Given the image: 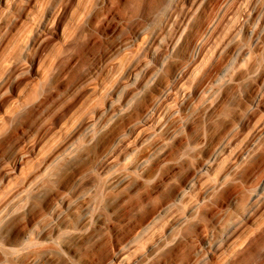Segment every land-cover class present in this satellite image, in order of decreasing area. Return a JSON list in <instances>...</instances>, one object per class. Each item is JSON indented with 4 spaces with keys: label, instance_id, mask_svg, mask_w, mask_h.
<instances>
[{
    "label": "rangeland",
    "instance_id": "rangeland-1",
    "mask_svg": "<svg viewBox=\"0 0 264 264\" xmlns=\"http://www.w3.org/2000/svg\"><path fill=\"white\" fill-rule=\"evenodd\" d=\"M263 182L264 0H0L3 264H264Z\"/></svg>",
    "mask_w": 264,
    "mask_h": 264
},
{
    "label": "bare ground",
    "instance_id": "bare-ground-1",
    "mask_svg": "<svg viewBox=\"0 0 264 264\" xmlns=\"http://www.w3.org/2000/svg\"><path fill=\"white\" fill-rule=\"evenodd\" d=\"M202 165H199L198 167H201ZM197 170V168L195 169V171ZM199 170V169H198ZM130 177L129 174H121L115 181H114V184H118V183H123L125 182L128 178ZM192 178V177H191ZM190 178V179H191ZM264 183V182H263ZM36 184V183H35ZM34 184V185H35ZM37 185V184H36ZM35 185V187H36ZM262 185V184H261ZM38 189V188H37ZM24 190V189H23ZM27 189H25V192H26ZM182 188H180L177 192V195H176V198L181 194L182 192ZM22 191V190H21ZM20 191V192H21ZM24 192V191H23ZM22 194V193H21ZM24 194V193H23ZM18 196H20L19 198H23V196L21 197V195L18 194ZM253 197V194H251L248 198H252ZM20 201V200H19ZM175 200H167L165 202H163L161 205H159L157 207V209L155 210V212L143 223L141 224L140 226H138V228L132 233L130 234V236L128 237V240H133L135 238H137V236L139 235V233L152 221L154 220L156 217L160 216L172 203H174ZM87 215V212L85 214V217ZM238 218L236 217H231L221 228H222V232H226L227 230H230L232 229V227L236 224ZM235 228V227H234ZM207 235H209V231L206 232ZM127 240V241H128ZM159 248V247H158ZM157 249V248H155ZM3 260H0V264H3ZM38 261L37 257H33L32 261H31V264H36ZM196 261H192V263H189V264H196L195 263Z\"/></svg>",
    "mask_w": 264,
    "mask_h": 264
}]
</instances>
